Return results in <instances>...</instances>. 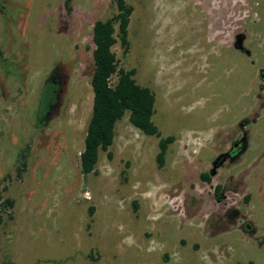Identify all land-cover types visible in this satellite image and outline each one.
<instances>
[{
  "label": "rangeland",
  "instance_id": "374dc122",
  "mask_svg": "<svg viewBox=\"0 0 264 264\" xmlns=\"http://www.w3.org/2000/svg\"><path fill=\"white\" fill-rule=\"evenodd\" d=\"M64 1L0 0V264H264V0H126L113 51L153 92L160 137L126 112L88 175L92 27L117 9Z\"/></svg>",
  "mask_w": 264,
  "mask_h": 264
},
{
  "label": "trees",
  "instance_id": "16d2710c",
  "mask_svg": "<svg viewBox=\"0 0 264 264\" xmlns=\"http://www.w3.org/2000/svg\"><path fill=\"white\" fill-rule=\"evenodd\" d=\"M71 0H65L64 5L68 9ZM117 13L105 20H97L92 27V51L93 68L90 77V86L93 93L92 108L84 136L83 150L80 153V169L83 175H88L95 170L99 152H107L113 143L115 124L126 112L129 113V123L148 136L160 137L157 127L152 121L154 114L155 96L147 88L138 85L134 80L135 70L125 69L119 65L113 47L119 44L123 52L129 49L128 25L133 8L126 0H113ZM4 6L0 3V12ZM114 78V81L112 79ZM49 83V82H48ZM52 91L50 99L45 106L47 118L56 106L61 83L57 77V70L53 72L51 79ZM51 85V84H50ZM46 119V118H44ZM46 121L41 119L36 126L43 127ZM174 138L168 136L158 141V153L155 157L158 167H162L169 144ZM110 156L109 152L107 153ZM25 168V157L22 168ZM201 179L210 182L207 174H201ZM219 187L216 188V193ZM2 198L0 197V201ZM3 210L12 206L10 200L0 203ZM3 221L0 212V225Z\"/></svg>",
  "mask_w": 264,
  "mask_h": 264
},
{
  "label": "flooded vegetation",
  "instance_id": "af4514ba",
  "mask_svg": "<svg viewBox=\"0 0 264 264\" xmlns=\"http://www.w3.org/2000/svg\"><path fill=\"white\" fill-rule=\"evenodd\" d=\"M245 145H246V139H245V137H242L240 140L234 142L232 144V146H231V149L226 153L225 159H227V158L233 159V158L237 157L245 149ZM221 160H222L221 158L219 160H217L216 161V164L217 165L222 164V162L224 160L223 161H221Z\"/></svg>",
  "mask_w": 264,
  "mask_h": 264
},
{
  "label": "water",
  "instance_id": "95a60500",
  "mask_svg": "<svg viewBox=\"0 0 264 264\" xmlns=\"http://www.w3.org/2000/svg\"><path fill=\"white\" fill-rule=\"evenodd\" d=\"M216 168H217V164H216V162H214L213 163V168H212V170L210 172L211 175H213L215 173Z\"/></svg>",
  "mask_w": 264,
  "mask_h": 264
}]
</instances>
